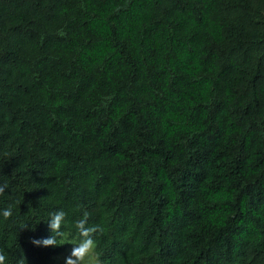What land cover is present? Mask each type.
<instances>
[{
  "label": "trees",
  "instance_id": "16d2710c",
  "mask_svg": "<svg viewBox=\"0 0 264 264\" xmlns=\"http://www.w3.org/2000/svg\"><path fill=\"white\" fill-rule=\"evenodd\" d=\"M0 184L5 264H264V0H0Z\"/></svg>",
  "mask_w": 264,
  "mask_h": 264
},
{
  "label": "clouds",
  "instance_id": "9594fccd",
  "mask_svg": "<svg viewBox=\"0 0 264 264\" xmlns=\"http://www.w3.org/2000/svg\"><path fill=\"white\" fill-rule=\"evenodd\" d=\"M6 184H0V194H3L5 192V189H7ZM3 215L5 219H8L12 216V209L11 207L6 208L0 213ZM66 216V213L63 210L56 211L51 214V218L49 220V227L52 230L53 233L56 235H62L61 232V225L64 221ZM87 216L88 213H84V219H80L76 222V227L80 232L81 237L83 238L78 246L74 247L70 257L67 258L66 264H92L94 253V240L92 239V236L94 233L100 231L102 232L103 229L99 228L98 226H87ZM36 245H42V246H55L57 245L55 235L45 238L42 240H36L34 239L32 241ZM6 257L3 253H0V264H5ZM95 264H99V260L97 259L95 261Z\"/></svg>",
  "mask_w": 264,
  "mask_h": 264
},
{
  "label": "rangeland",
  "instance_id": "374dc122",
  "mask_svg": "<svg viewBox=\"0 0 264 264\" xmlns=\"http://www.w3.org/2000/svg\"><path fill=\"white\" fill-rule=\"evenodd\" d=\"M77 244H79V243L71 244L70 246H68V247L65 249V251H63V252L57 257V262H60L61 264H66V260H67V258L70 257L73 248L76 247V246H78ZM92 264H93V263H92Z\"/></svg>",
  "mask_w": 264,
  "mask_h": 264
}]
</instances>
